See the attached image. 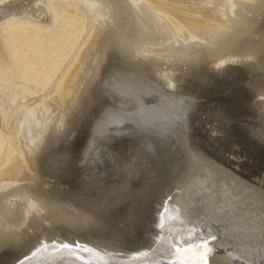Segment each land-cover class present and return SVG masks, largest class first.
Masks as SVG:
<instances>
[{
	"label": "bare ground",
	"instance_id": "obj_1",
	"mask_svg": "<svg viewBox=\"0 0 264 264\" xmlns=\"http://www.w3.org/2000/svg\"><path fill=\"white\" fill-rule=\"evenodd\" d=\"M93 19L0 168V264H264V0H81ZM46 22L0 0V24ZM1 44V42H0Z\"/></svg>",
	"mask_w": 264,
	"mask_h": 264
},
{
	"label": "rangeland",
	"instance_id": "obj_2",
	"mask_svg": "<svg viewBox=\"0 0 264 264\" xmlns=\"http://www.w3.org/2000/svg\"><path fill=\"white\" fill-rule=\"evenodd\" d=\"M43 1L48 21L25 15L0 24V168L18 148L23 112L54 91L91 27L81 0Z\"/></svg>",
	"mask_w": 264,
	"mask_h": 264
},
{
	"label": "water",
	"instance_id": "obj_3",
	"mask_svg": "<svg viewBox=\"0 0 264 264\" xmlns=\"http://www.w3.org/2000/svg\"><path fill=\"white\" fill-rule=\"evenodd\" d=\"M198 249L195 245L176 246L179 256L172 259L174 264H207L209 250L206 243L199 244Z\"/></svg>",
	"mask_w": 264,
	"mask_h": 264
}]
</instances>
